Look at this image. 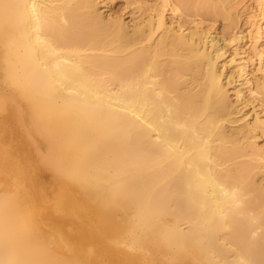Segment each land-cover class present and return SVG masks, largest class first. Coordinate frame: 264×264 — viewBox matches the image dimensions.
Listing matches in <instances>:
<instances>
[{"label":"bare ground","instance_id":"6f19581e","mask_svg":"<svg viewBox=\"0 0 264 264\" xmlns=\"http://www.w3.org/2000/svg\"><path fill=\"white\" fill-rule=\"evenodd\" d=\"M0 264H264V0H0Z\"/></svg>","mask_w":264,"mask_h":264},{"label":"rangeland","instance_id":"374dc122","mask_svg":"<svg viewBox=\"0 0 264 264\" xmlns=\"http://www.w3.org/2000/svg\"><path fill=\"white\" fill-rule=\"evenodd\" d=\"M121 7H122L121 2L117 3V5L114 6L115 9H117V8H121ZM101 10L104 12V15L107 14L106 11H105L104 9H101Z\"/></svg>","mask_w":264,"mask_h":264}]
</instances>
